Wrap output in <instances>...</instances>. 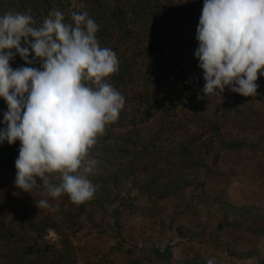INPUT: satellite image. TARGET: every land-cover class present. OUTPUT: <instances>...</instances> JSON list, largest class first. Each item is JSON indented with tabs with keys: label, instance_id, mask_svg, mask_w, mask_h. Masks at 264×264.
I'll list each match as a JSON object with an SVG mask.
<instances>
[{
	"label": "rangeland",
	"instance_id": "rangeland-1",
	"mask_svg": "<svg viewBox=\"0 0 264 264\" xmlns=\"http://www.w3.org/2000/svg\"><path fill=\"white\" fill-rule=\"evenodd\" d=\"M178 2L182 6V17L189 19L178 32L181 44L177 43L176 47L168 40L160 43L166 57L156 55L144 62L140 70L143 75L152 72L153 76L167 77L179 73L176 64L182 63L189 71L190 95L187 96L177 80L178 110L169 116L161 112L146 124L119 125L113 144L117 149L123 148L127 138L141 140L143 146H148L151 151L147 162L151 166L149 177L158 179L160 185L171 182L180 173L189 175L191 172L179 170L187 163L200 164L201 167L194 171L206 183V204L185 212L187 199L179 191L162 196L163 188L157 183V194L145 193V176H139L137 186L124 182L117 188L112 181V172L97 160L89 179L96 186L93 198L104 203L106 211L94 206L86 214L79 215L71 210L70 203H64V194L55 199L41 196L42 188L32 194L35 200L47 199L50 207L38 209L35 202L24 196L18 199L12 192L17 188L16 177L0 172V187L4 184L6 187L5 197L0 200V206L4 208L0 211H17L12 214L15 221L22 219V225L36 224L38 232L32 233L28 238L30 242L55 244L70 254L71 264H132L134 261L264 264V76L258 73L254 97L234 93L228 87L221 96H205L203 70L198 67L199 61L194 55L199 45L196 30L204 0ZM118 43L123 42L119 39ZM11 51L15 54L12 60L15 69L41 68L37 60L31 65L23 64L15 49ZM144 86L139 84L120 91L125 97L121 112H131L141 106L139 98L146 92ZM135 96L138 100L133 99ZM198 96L204 98L198 99ZM173 100L170 97L168 101L171 104ZM212 122L222 126L224 138L216 137L208 125ZM234 141L241 145L236 147ZM4 142L5 150L12 149L18 156L20 141L13 144L15 147L6 140ZM186 145L193 147L195 161L182 155V147ZM118 157L116 164L119 167L124 163H134V166L138 163L132 158ZM50 180L59 182L56 174ZM37 183H40L39 178ZM217 199L250 211L225 213L222 208L213 209L210 204ZM194 212H198L197 215ZM21 226L20 233L28 236L27 226ZM7 254L11 255L9 249L0 248L1 259L6 260L2 257ZM1 259V264H7ZM22 264L33 263L24 261Z\"/></svg>",
	"mask_w": 264,
	"mask_h": 264
},
{
	"label": "clouds",
	"instance_id": "clouds-1",
	"mask_svg": "<svg viewBox=\"0 0 264 264\" xmlns=\"http://www.w3.org/2000/svg\"><path fill=\"white\" fill-rule=\"evenodd\" d=\"M71 21L58 9L38 27L30 13L0 15V97L8 105L0 143L20 141L18 189L32 194L42 188L40 195L53 199L66 194L79 205L96 191L89 176L97 161L89 151L119 118L125 97L107 82L120 62L100 45L99 25L86 11L71 12ZM196 32L194 55L205 96H221L226 87L256 96L258 73L264 76V0H204ZM11 49L25 64L39 59L41 68L12 69ZM53 174L58 183L51 182ZM35 203L38 209L50 207L47 199Z\"/></svg>",
	"mask_w": 264,
	"mask_h": 264
},
{
	"label": "trees",
	"instance_id": "trees-1",
	"mask_svg": "<svg viewBox=\"0 0 264 264\" xmlns=\"http://www.w3.org/2000/svg\"><path fill=\"white\" fill-rule=\"evenodd\" d=\"M52 9L63 12L66 23H72L71 12L86 11L99 25L97 38L100 45L111 48L117 54L120 62L119 71L107 79V82L112 84L114 88L118 91H126L129 87L135 88L139 84L146 86H144L146 88L145 94L139 98L141 106L131 112H120L119 118L108 124L104 135L98 137L97 144L89 151V157L96 161H102L104 168L112 172L111 176L115 187L120 188L124 182H130L132 186H137L139 176H145L146 184L143 190L150 195L157 194L160 181L155 180V177H149L151 169L150 164L147 163L151 157L149 147L143 146V142L138 139L126 138V146L119 149L114 146L113 142L117 138L116 130L120 127L119 125H142L152 121L161 112L169 116L172 111H177L180 106L177 80L181 83V87L187 93V96L190 95L187 77L189 71L185 70L182 63L176 64L180 69L179 73L167 77L162 75L153 76L152 72H146L143 75L142 70H140L142 68L140 66L144 62L156 55L166 57L160 43H165L168 40L175 43L176 47H178L177 43L181 44L178 32L186 26L189 20L188 18L184 20L182 17V6H180L178 0H0V15L8 11L30 13L36 20L37 27L42 24L44 18L48 16ZM119 39L123 43H118ZM29 40L31 41L32 38L29 37ZM7 51L9 50L6 49L5 52ZM33 58L34 53L29 56V59ZM35 60L41 63L39 59ZM22 63L24 64L23 59ZM9 64L15 70V62L10 60ZM148 90L150 92L147 93ZM128 95L130 96V94ZM170 97L174 99L172 105L168 101ZM133 99L138 100L136 96ZM7 110V102L0 97V130H4L7 126L4 122V114ZM121 122L122 124H120ZM208 125L214 131L216 137L224 138L223 128L220 124L212 122ZM234 142L236 147L241 145L236 143L237 141ZM140 145H142V149H140ZM5 146L4 141L0 143V172L16 177L15 161L19 156V152H17V156L12 153V149L6 151ZM13 146L16 145L12 144L11 147ZM193 150L192 146L186 145L182 147L181 153L184 158L189 157L195 161ZM119 155L127 160L132 158L138 161L137 165L141 166L136 168L137 165L134 166V163L133 165L124 163L122 167H119L116 164L117 159H120ZM215 162H218V160L216 159ZM200 167L201 165L198 163L197 165L187 163L181 167L179 170L182 172L191 173L189 175L180 173L171 182L160 185L163 188L162 196L175 194L177 191L181 192L187 199L185 212H190L198 205L204 206L207 199L206 183L194 171ZM5 189V184L0 187V200L5 197ZM12 192L18 195V199L24 196L29 201L35 202V197L31 193L20 191L17 188L12 189ZM63 199L64 203H70L71 210L75 213L77 211L79 215L86 214L94 206L106 211L104 203L95 198L79 205L73 203L66 194L63 195ZM210 205L213 209H224L225 213L250 211L249 208L241 210L219 199ZM2 208L4 207L0 206V209ZM15 213L17 211L10 209L6 212L3 211V213L0 211V248L11 251V255L7 254L2 257L6 260L0 257L2 261L7 264H22L24 261L33 264H71L70 254L58 249L55 244L31 243L28 238L32 236V233L38 232L37 225H22L24 223L22 219L15 221L16 218L12 217V214ZM197 213L194 212L195 215ZM20 226H27L30 234L27 236L20 233L19 230H22ZM221 228L223 227L221 226ZM132 264H151V262L134 261Z\"/></svg>",
	"mask_w": 264,
	"mask_h": 264
}]
</instances>
